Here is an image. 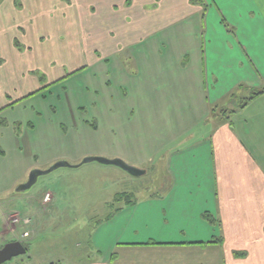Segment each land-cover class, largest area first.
<instances>
[{
  "label": "crops",
  "instance_id": "obj_1",
  "mask_svg": "<svg viewBox=\"0 0 264 264\" xmlns=\"http://www.w3.org/2000/svg\"><path fill=\"white\" fill-rule=\"evenodd\" d=\"M63 1L69 19L89 17V4ZM58 2L0 1V116L39 92L33 45L62 34L55 23L50 34L48 22ZM111 8L97 30L82 21L75 34L72 23L63 47L78 50L79 37L96 31L104 60L132 48L127 133L146 138L162 196L115 209L93 235L95 259L82 264H120L121 255L129 264H264V93L254 96L264 90V0H117ZM52 71L50 83L64 77Z\"/></svg>",
  "mask_w": 264,
  "mask_h": 264
},
{
  "label": "rangeland",
  "instance_id": "obj_2",
  "mask_svg": "<svg viewBox=\"0 0 264 264\" xmlns=\"http://www.w3.org/2000/svg\"><path fill=\"white\" fill-rule=\"evenodd\" d=\"M82 1L89 4L91 17L82 19L78 13L77 17L73 14L71 20L68 13L73 9L67 13L59 10L60 4L66 3L59 0L55 9L56 21L48 22L50 34L54 23L62 34L43 36L38 39V45H33L32 58L35 65H40V69L35 66L39 70V92L25 97L20 106L0 116V121L6 124L0 125V248L14 241L28 248L27 254L4 264H82L92 261L96 257L92 249L93 235L102 228L106 217L128 204L126 202L162 196L158 194L159 167L150 169L158 165H151V147H146L147 140L143 135L134 131L127 133L131 128V104L128 77H124L130 67L125 58L132 48L120 49L104 60L105 56L96 49L97 43L93 39L96 31H91L87 40L83 34L80 37L74 35L85 41L84 47L80 45L78 50L63 47L66 44L64 32H68L72 23L75 34L84 30L80 26L82 21L87 22L90 30L92 27L97 30L99 15L102 18L107 14L106 9H112L117 0ZM121 3L119 1L117 5ZM45 20L42 19L43 23ZM25 31L28 34L27 26ZM43 32L42 27L40 33ZM53 37L55 40L51 41ZM50 42L58 45L55 57ZM48 45L50 68L64 76L53 83L49 77L53 71L49 73L50 68H46L50 61ZM116 62L126 65L121 67L123 71ZM118 71H121L120 78ZM138 73L137 69L135 74ZM104 80L110 85H104ZM119 84L122 93L118 90ZM120 130L126 137L133 136L132 142L120 138ZM136 143L142 146L135 147ZM85 157L121 158L126 164L147 173L135 177L116 166L90 162L75 168H58L38 177L29 189L18 191L32 170H47L58 161L77 165ZM52 159L55 161L46 165ZM106 256L107 253L102 254L103 258ZM102 257H99L100 261ZM128 260L121 255L117 263L129 264Z\"/></svg>",
  "mask_w": 264,
  "mask_h": 264
},
{
  "label": "water",
  "instance_id": "obj_3",
  "mask_svg": "<svg viewBox=\"0 0 264 264\" xmlns=\"http://www.w3.org/2000/svg\"><path fill=\"white\" fill-rule=\"evenodd\" d=\"M90 162H97L103 165L116 166L120 168L121 170L125 171L126 173L132 176H135V177L144 174V171L126 164L121 159H106L103 157H85L77 165H71L65 161H58L54 163L47 170H43V171L42 170H32L28 175L26 183L20 186L18 188V191H24V190L29 189L36 183L38 177L47 175L55 171L58 168H63V167L75 168V167H78V166H81L83 164H87ZM25 253H26V250L20 242L14 241V242L6 243L5 245H3L2 248H0V264H4L7 261H10L12 258L19 257L21 255H24Z\"/></svg>",
  "mask_w": 264,
  "mask_h": 264
},
{
  "label": "trees",
  "instance_id": "obj_4",
  "mask_svg": "<svg viewBox=\"0 0 264 264\" xmlns=\"http://www.w3.org/2000/svg\"><path fill=\"white\" fill-rule=\"evenodd\" d=\"M263 93H264V90H263L262 92L255 93L254 96L256 97V96H258V95H260V94H263Z\"/></svg>",
  "mask_w": 264,
  "mask_h": 264
},
{
  "label": "flooded vegetation",
  "instance_id": "obj_5",
  "mask_svg": "<svg viewBox=\"0 0 264 264\" xmlns=\"http://www.w3.org/2000/svg\"><path fill=\"white\" fill-rule=\"evenodd\" d=\"M2 247H3V246H2ZM2 247H1V248H2Z\"/></svg>",
  "mask_w": 264,
  "mask_h": 264
}]
</instances>
